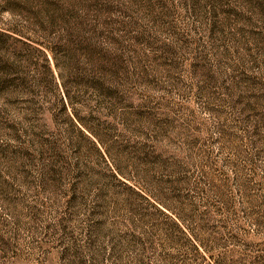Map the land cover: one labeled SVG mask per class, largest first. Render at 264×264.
Segmentation results:
<instances>
[{
    "label": "rangeland",
    "instance_id": "374dc122",
    "mask_svg": "<svg viewBox=\"0 0 264 264\" xmlns=\"http://www.w3.org/2000/svg\"><path fill=\"white\" fill-rule=\"evenodd\" d=\"M0 264H264V0H0Z\"/></svg>",
    "mask_w": 264,
    "mask_h": 264
}]
</instances>
